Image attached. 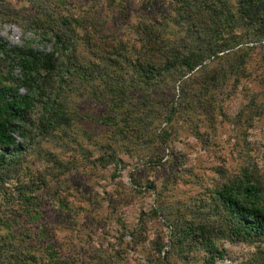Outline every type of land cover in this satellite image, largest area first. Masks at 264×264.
Here are the masks:
<instances>
[{
	"label": "trees",
	"instance_id": "1",
	"mask_svg": "<svg viewBox=\"0 0 264 264\" xmlns=\"http://www.w3.org/2000/svg\"><path fill=\"white\" fill-rule=\"evenodd\" d=\"M101 1L112 11L119 8L120 14L127 8L123 3L129 2ZM162 1L170 11L124 16L139 18L132 24L137 41L131 52H126V45L120 42L114 58L102 55V62L90 61L89 66H84L85 58L77 55L79 30L87 33L93 27L102 32L101 17L96 15L86 19L42 6L23 24L16 20L25 30L53 42L48 52L36 49L29 40L9 47L0 37V264H78L58 247L41 197L52 186L49 175L67 169L65 162L49 153L52 166L46 168L48 174L38 170V176L26 182L33 174L31 156L37 148L42 149L39 139L73 125L70 94L66 91L69 80H87L88 70L90 76L98 72L108 77L102 97L110 113L101 119V125L109 136L105 143L95 140L93 154H99L97 162L116 166L115 150L124 141L143 142L152 149L146 163L161 164L163 155L156 152L170 145L177 115L185 110H214L217 92L223 91L231 78L239 83L248 75L254 51L251 44L264 45V0ZM162 1L151 0V4ZM3 11L0 9V24L11 20ZM170 91L175 95L178 92L180 101L167 98L164 105L162 95H170ZM138 94L141 100L137 106ZM259 99L263 100L255 105L258 118L264 114V94ZM251 103V114L240 112L249 121L254 119V94ZM162 123L166 127L158 130L157 125ZM221 173L211 193V216L204 221L184 219L172 224L174 250L166 251L159 245L155 261L171 264V257H177L187 264L197 253H203L205 264H216L224 257L217 246L222 240L263 247L264 175L254 165L232 177L226 171ZM57 206L68 207L67 203ZM153 214L159 217L158 209ZM23 217L41 224H37V233L23 229L25 237L19 239L17 227ZM37 250L44 252L37 254ZM259 252V257L247 264H264V249ZM115 258L121 260L119 251ZM107 263L117 264L111 258Z\"/></svg>",
	"mask_w": 264,
	"mask_h": 264
},
{
	"label": "rangeland",
	"instance_id": "2",
	"mask_svg": "<svg viewBox=\"0 0 264 264\" xmlns=\"http://www.w3.org/2000/svg\"><path fill=\"white\" fill-rule=\"evenodd\" d=\"M128 1L123 3L127 8L120 14L119 8L107 9L106 2L101 0H0V9L11 16V20L0 24V37L9 47L29 40L36 49L48 52L53 42L41 39L20 25L40 7L47 6L55 13H76L86 19L96 15L101 17L102 32L93 27L87 33L79 30L77 55L85 58L84 66L94 61L100 63L102 55L112 58L117 55L120 42L126 45V52H131L137 41L132 24L139 18L130 20L124 16H140L149 10L159 13L171 10L162 0L154 5L151 0ZM16 20L20 24L15 23ZM251 45L254 51L250 55L248 75L239 83L231 78L223 91L217 92L214 110H185L177 115L170 145L156 152L163 155L161 164L146 163L152 149L136 141H124L117 147L115 160L119 164L116 166L97 162L99 154H93L95 140L105 143L109 136L101 125V119L110 113L102 97L108 77H101L98 72L90 76L88 70L89 74L85 72L87 80L68 81L66 91L70 94L68 106L75 119L73 125L49 138L39 139L42 149L33 152L30 159L33 174L26 179L32 182L38 170L42 175L48 174L46 168L52 166L49 153L65 162L67 169L58 175H49L52 186L41 196L47 222L56 233L58 247L64 255L78 264H108L110 258L117 264H152L150 260L161 264L155 261V250L159 245L166 251L174 250L172 224L184 219L204 221L211 216V193L222 171L232 177L244 167L254 165L264 175V114L258 118L255 106L261 104L263 99L259 98L264 94V45ZM250 74L252 76L248 77ZM253 94L254 119L249 121L241 117L240 112L245 111V116L253 112L250 107ZM178 95L173 91L170 95L163 94L164 105L168 99L178 103ZM137 97L138 106L141 95ZM157 126L160 130L166 124ZM56 202L67 203L68 207L59 208ZM155 209L159 217L153 214ZM20 224L17 233L19 239H24L23 229L37 233L40 228L37 224L41 222L23 217ZM217 246L224 257L217 259L216 264H247L259 257L260 248L264 249V245L257 247V244L228 240L218 241ZM118 251L121 260L115 258ZM43 252L37 250V254ZM171 264L183 262L171 257ZM187 264H205L203 253H197Z\"/></svg>",
	"mask_w": 264,
	"mask_h": 264
}]
</instances>
